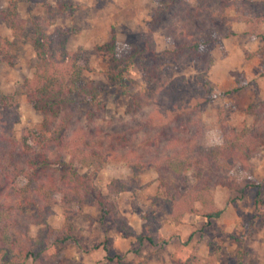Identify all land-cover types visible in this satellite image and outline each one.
I'll use <instances>...</instances> for the list:
<instances>
[{
	"label": "rangeland",
	"instance_id": "obj_1",
	"mask_svg": "<svg viewBox=\"0 0 264 264\" xmlns=\"http://www.w3.org/2000/svg\"><path fill=\"white\" fill-rule=\"evenodd\" d=\"M160 1L0 0V111L10 114L11 136L19 139L41 124L42 112L27 101L26 91L28 81L38 70L36 42L50 35L57 38L56 42L63 38L65 49L80 50L90 66L80 75L79 87L72 94L73 118L84 119L90 108L80 92L81 85H95L100 91L106 128L124 129L131 137L129 142H117L114 151L118 159L109 156L100 166L74 164L79 175L87 177L88 183L105 196L112 211L103 213L86 203L76 206L59 197L46 206L39 198H33L23 216L30 235L43 231L42 223L34 222L43 218L55 236L66 228L79 238L65 240L52 264H237L234 254L238 249L246 263L264 264L262 140L242 162L228 171L227 167L220 170L247 186L240 193L216 185L210 205L221 213L212 218L205 216L204 208L208 207L195 202V211L176 219L175 212L164 202L174 190L181 193L195 183V164L183 177L152 164L134 173L130 158L122 157L133 147L137 155L140 151L148 159V153H144L147 148L138 145L139 140L156 132L160 133V141L151 143V150L180 136L206 144L221 143L222 125L240 131L264 121V22L246 23L239 13L224 24L221 38L211 45H202L198 52L178 57L163 29L153 30L150 25ZM9 6L15 21L12 23L2 14ZM113 35L120 51L133 54L127 81L121 87L108 80L105 57L98 50ZM150 75L154 81L160 75L167 82L180 77L197 95L210 88L205 93L210 100L202 106L199 116L191 118L190 127L184 128L181 119L169 123L167 128L146 122L150 116L159 121L167 118L166 105L147 98ZM178 122L181 125L177 126ZM166 148L168 152L173 149ZM54 152L60 153L56 148ZM64 156H54V169L69 161V155ZM201 162L206 171L214 167V162ZM223 162L226 163L224 159ZM138 235H150L152 242L143 239L139 244ZM27 264L31 262L28 260Z\"/></svg>",
	"mask_w": 264,
	"mask_h": 264
},
{
	"label": "trees",
	"instance_id": "obj_2",
	"mask_svg": "<svg viewBox=\"0 0 264 264\" xmlns=\"http://www.w3.org/2000/svg\"><path fill=\"white\" fill-rule=\"evenodd\" d=\"M230 10L234 14L230 15ZM11 11L9 6L2 14L12 23L15 21ZM239 13L246 23L264 22V2L161 0L153 11L150 25L153 30L163 29L166 40L174 46L180 57L182 54L198 52L202 45H211L221 38L224 24L236 19ZM41 38L36 42L38 70L28 81L26 91L27 101L42 112L39 129L31 133L24 132L19 139H15L11 136L13 123L9 122L10 114L8 111H0V264H27L28 260L31 264H52L65 240L79 241L66 228L55 236L52 233L54 229L43 218L34 221L42 223L43 231L34 237L30 235L29 225L23 216L32 206L34 197L45 202L46 206L59 197L76 206L86 203L97 206L103 213L112 211L105 196L88 183L87 177L79 175L74 164L100 166L109 156L118 159L114 151L117 142L122 144L131 141L124 129L106 128L99 103L100 91L95 85H81L80 92L90 108L84 119L73 118L74 111L70 110L72 94L79 87L80 75L84 70L88 71L90 66L80 50L65 49L63 38L60 37L58 42L57 38L53 39L50 35ZM2 40L0 38V45L3 44ZM98 50L105 57L103 62L108 80L115 86H123L133 63V54L120 51L114 35L110 42L100 45ZM150 76L152 82L146 92L147 98H155L164 103L167 118L159 121L150 116L146 122L167 128L169 123L181 119L184 128L190 127L193 124L191 118L199 116L202 106L210 100L208 94H205L210 92V88L197 95L196 91L189 90L180 77L167 82L160 75L156 81L153 75ZM253 127L239 131L222 125L224 137L221 143L206 144L203 141L197 142L193 137L180 136L169 138L164 147L151 150V143L155 145L160 141V133L156 132L139 140L138 145L147 148L144 153H148V159L144 154L142 157L140 151L137 155L138 151L133 147L130 152L125 151L122 157L130 158L129 165L134 173L152 164L183 177L185 171L195 164V183L181 193L179 189L174 190L171 198L164 202L175 212L176 219L185 212L195 211V202L209 208H204L207 218L217 217L221 210L212 208L210 198L215 186L231 187L240 193L247 186L227 175V171L242 162L247 153L254 151L257 143L262 144L261 140L264 143V121H257ZM166 147L173 149L168 152ZM55 148L60 153L55 154ZM60 154L63 158L68 154L69 161L62 163L59 169H54V156L60 157ZM205 160L208 163L214 162V167L208 171L201 168V161ZM226 167L227 171L220 173ZM143 239L152 242L150 235L137 236L139 244ZM234 256L237 264H250L244 261L241 249Z\"/></svg>",
	"mask_w": 264,
	"mask_h": 264
}]
</instances>
